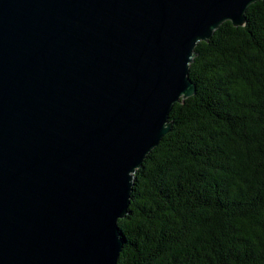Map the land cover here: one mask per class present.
<instances>
[{"label":"water","instance_id":"95a60500","mask_svg":"<svg viewBox=\"0 0 264 264\" xmlns=\"http://www.w3.org/2000/svg\"><path fill=\"white\" fill-rule=\"evenodd\" d=\"M259 1L0 0V264H118L198 45Z\"/></svg>","mask_w":264,"mask_h":264},{"label":"trees","instance_id":"16d2710c","mask_svg":"<svg viewBox=\"0 0 264 264\" xmlns=\"http://www.w3.org/2000/svg\"><path fill=\"white\" fill-rule=\"evenodd\" d=\"M190 66L195 96L135 174L118 264H264V0Z\"/></svg>","mask_w":264,"mask_h":264}]
</instances>
